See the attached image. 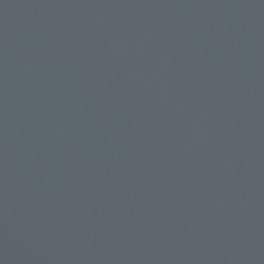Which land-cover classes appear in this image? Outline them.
I'll use <instances>...</instances> for the list:
<instances>
[{
    "label": "water",
    "instance_id": "water-1",
    "mask_svg": "<svg viewBox=\"0 0 264 264\" xmlns=\"http://www.w3.org/2000/svg\"><path fill=\"white\" fill-rule=\"evenodd\" d=\"M0 264H264V0H0Z\"/></svg>",
    "mask_w": 264,
    "mask_h": 264
}]
</instances>
